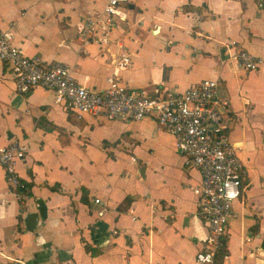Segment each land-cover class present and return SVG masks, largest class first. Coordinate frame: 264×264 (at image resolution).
Listing matches in <instances>:
<instances>
[{"label":"crops","instance_id":"1","mask_svg":"<svg viewBox=\"0 0 264 264\" xmlns=\"http://www.w3.org/2000/svg\"><path fill=\"white\" fill-rule=\"evenodd\" d=\"M104 3L0 0V24L25 54L103 89L121 50L79 34ZM128 9L111 33L131 53L124 83L183 91L219 80L245 174L215 261L264 264V70L243 71L232 58L241 49L264 57V0H130ZM14 140L27 146L15 169L32 195L19 194L0 166V264H198L209 230L193 192L201 173L154 117H80L52 90L17 91L0 59V147Z\"/></svg>","mask_w":264,"mask_h":264},{"label":"built area","instance_id":"2","mask_svg":"<svg viewBox=\"0 0 264 264\" xmlns=\"http://www.w3.org/2000/svg\"><path fill=\"white\" fill-rule=\"evenodd\" d=\"M130 0H105L98 12H89L79 34L84 43H99L108 48L115 43L120 52L106 77L103 89H90L80 84L72 69L61 63H47L40 56H29L15 44L14 32L0 24V59L15 75L20 93L42 86L52 90L58 103L78 116L107 120H141L154 117L158 125L176 139L178 152L186 166H195L201 173L200 183L193 187L200 214L208 225V235L196 254L198 264H217L215 256L225 245L224 237L233 215V202L243 194L245 164L228 135L225 114L228 99L219 93V80L204 79L183 91L155 87L135 88L124 83L121 72L131 64V53L121 40H112L118 22L126 21ZM236 45L235 41L230 46ZM243 71L264 70V57L247 50L232 55ZM27 146L19 140L0 147V166L14 187L20 185L15 166L25 157ZM100 203V199L95 200ZM104 209L98 210L101 216Z\"/></svg>","mask_w":264,"mask_h":264},{"label":"trees","instance_id":"3","mask_svg":"<svg viewBox=\"0 0 264 264\" xmlns=\"http://www.w3.org/2000/svg\"><path fill=\"white\" fill-rule=\"evenodd\" d=\"M33 184L30 182L25 181L24 179L20 178V185L16 188V191L19 194H26V195H32V188ZM92 255H97L99 253V250L94 247H89Z\"/></svg>","mask_w":264,"mask_h":264},{"label":"rangeland","instance_id":"4","mask_svg":"<svg viewBox=\"0 0 264 264\" xmlns=\"http://www.w3.org/2000/svg\"><path fill=\"white\" fill-rule=\"evenodd\" d=\"M110 158H111V157H110ZM107 169H109V168H108V165H107Z\"/></svg>","mask_w":264,"mask_h":264}]
</instances>
